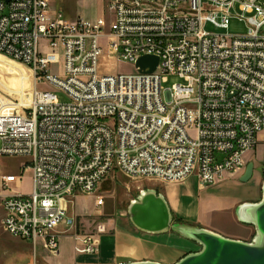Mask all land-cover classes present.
Returning <instances> with one entry per match:
<instances>
[{"label": "built area", "instance_id": "1", "mask_svg": "<svg viewBox=\"0 0 264 264\" xmlns=\"http://www.w3.org/2000/svg\"><path fill=\"white\" fill-rule=\"evenodd\" d=\"M54 1L0 0V55L35 84L29 104L0 93V157L29 159L32 173L28 195L9 193L22 177H2L6 233L57 256V228L77 224L71 200L97 193L112 174L172 184L197 175L205 187L244 173L264 131L260 0H106L95 21L68 20ZM232 19L248 33L206 31L228 30ZM105 46L136 73L101 75ZM144 56L159 58L154 73L137 68ZM171 76L183 83L165 89ZM104 233L101 224L76 234V252L97 254Z\"/></svg>", "mask_w": 264, "mask_h": 264}, {"label": "rangeland", "instance_id": "2", "mask_svg": "<svg viewBox=\"0 0 264 264\" xmlns=\"http://www.w3.org/2000/svg\"><path fill=\"white\" fill-rule=\"evenodd\" d=\"M260 2L264 5V0H260ZM51 6L55 11H61L68 20L83 17L95 21L106 14L107 1L56 0ZM205 28L207 32L219 35L244 36L248 33L246 23L239 19H232L228 30L216 29L212 25H206ZM104 50L105 54L99 62L101 75L136 73V68L133 64L122 60L115 62L107 57L106 46ZM60 67L61 65H52L50 69L57 72ZM182 83L183 81L180 78L171 76L163 87L171 89L174 85ZM46 89H48L46 86L39 87V90ZM34 90L35 84L29 69L0 55V93L24 105V103L29 104L25 96ZM56 94L61 103L69 102V99L63 93L57 92ZM263 133L264 131L260 135ZM258 146V149L256 148L255 151L247 155V165L254 163L255 173L253 179L246 184L239 180V175L227 176L218 184L202 187L197 175L191 176L182 183L167 185L158 181L133 180L121 173L112 174L102 183L101 189L97 193L92 195L80 194L71 200L69 214L77 221V234L95 233L99 225L108 224L109 222H116L123 229H128L130 225L134 227L128 214L131 203L139 197L142 190H154L165 194L169 199L171 197L176 198L179 212L177 213L178 216L174 217L173 225L194 226L222 236L245 239L243 241L229 238L232 240L251 242L253 233L246 236V234L240 232V229L245 227L254 228L242 224L238 220L237 210L240 205L259 203L262 198L264 154L261 156L259 154L263 151V145ZM29 167V159L0 157V214L2 195L7 193L1 188L2 177L10 174L22 177V183L20 185L13 184L12 191H9V193L28 195L32 193V173L28 169ZM97 196L104 198V205L101 208L96 207ZM1 217L3 218V215ZM107 232L108 227L106 228ZM170 232L176 234L172 230ZM187 242H189L190 254L201 251L199 244ZM69 243L72 244L71 242ZM61 244L63 245L64 243ZM17 247L14 242L8 241L0 234V264H47L46 254L42 246L37 249V252L42 254V256L35 257L34 252L26 247L23 251L24 261L18 259V262L16 261L17 254L15 252L20 250V248L18 249ZM11 251L16 255H12Z\"/></svg>", "mask_w": 264, "mask_h": 264}, {"label": "water", "instance_id": "3", "mask_svg": "<svg viewBox=\"0 0 264 264\" xmlns=\"http://www.w3.org/2000/svg\"><path fill=\"white\" fill-rule=\"evenodd\" d=\"M159 62L158 57L144 56L138 61L137 68L141 73L152 74L157 70ZM254 173L255 165L249 163L240 181L249 183ZM128 214L131 224L142 233L163 235L172 230L183 239L201 246L200 252L186 255L176 264H264V182L260 202L245 203L237 210L238 220L255 230L251 242L232 240L194 226L173 225L174 215L168 202L154 190H142L139 197L131 203Z\"/></svg>", "mask_w": 264, "mask_h": 264}, {"label": "crops", "instance_id": "4", "mask_svg": "<svg viewBox=\"0 0 264 264\" xmlns=\"http://www.w3.org/2000/svg\"><path fill=\"white\" fill-rule=\"evenodd\" d=\"M263 134L259 137V145H263V151L259 153L260 156L264 154ZM258 148L259 146L257 149ZM242 176L243 173L239 175V180ZM162 184L174 185L178 183ZM158 193L165 197L174 217L178 216L177 213L179 212V207L176 198L171 197L169 199L165 194ZM2 215L4 216V211L1 201L0 234L8 241L14 242L18 246V249L20 248V250L15 252L17 255L11 251L12 255H16L17 262L18 259L24 261L25 256L23 251L26 247L34 252L35 257L42 256V254L37 252V249L40 246H42L43 251L46 254L47 264H132L140 262L176 264L186 255L190 254L189 242L177 234H172L170 232L163 235H151L142 233L131 225H127L128 229H123L121 226H118L116 222H109L108 224H104L106 228L108 227V232L100 236L99 251L94 255L78 254L75 249V235L77 234V228L61 225L56 230L60 235V253L59 255L54 256L44 248L42 243L34 245L32 242L14 238L6 233L2 224ZM240 230V232L246 234V236H249L252 233V237L255 235V230L250 229L249 227L241 228ZM223 237L245 241V239L241 237H228L225 235ZM61 243L64 244L62 245Z\"/></svg>", "mask_w": 264, "mask_h": 264}, {"label": "bare ground", "instance_id": "5", "mask_svg": "<svg viewBox=\"0 0 264 264\" xmlns=\"http://www.w3.org/2000/svg\"><path fill=\"white\" fill-rule=\"evenodd\" d=\"M252 207V206H251Z\"/></svg>", "mask_w": 264, "mask_h": 264}, {"label": "trees", "instance_id": "6", "mask_svg": "<svg viewBox=\"0 0 264 264\" xmlns=\"http://www.w3.org/2000/svg\"><path fill=\"white\" fill-rule=\"evenodd\" d=\"M189 255V254H188Z\"/></svg>", "mask_w": 264, "mask_h": 264}]
</instances>
